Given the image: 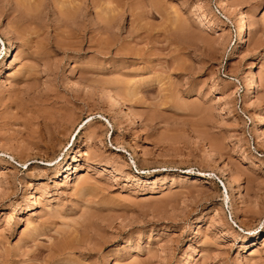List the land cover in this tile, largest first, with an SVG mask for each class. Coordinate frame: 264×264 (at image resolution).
Here are the masks:
<instances>
[{
  "label": "rangeland",
  "instance_id": "rangeland-1",
  "mask_svg": "<svg viewBox=\"0 0 264 264\" xmlns=\"http://www.w3.org/2000/svg\"><path fill=\"white\" fill-rule=\"evenodd\" d=\"M263 133L264 0H0V264H264Z\"/></svg>",
  "mask_w": 264,
  "mask_h": 264
},
{
  "label": "bare ground",
  "instance_id": "bare-ground-1",
  "mask_svg": "<svg viewBox=\"0 0 264 264\" xmlns=\"http://www.w3.org/2000/svg\"><path fill=\"white\" fill-rule=\"evenodd\" d=\"M40 2V1H39ZM29 4V3H28ZM37 4V3H36ZM78 6V5H77ZM25 7H26V5H25ZM29 8V7H28ZM35 8V7H34ZM32 10V9H31ZM16 12V11H15ZM80 12V11H79ZM98 12H99V10H98ZM28 13V12H27ZM242 13V12H241ZM240 13V11L239 12H237V15H236V21H237V27H236V36H237V39H239L238 41L239 42H241L242 40H243V36H244V32H245V19H244V17H243V15ZM23 17V15H21V18ZM20 18V17H19ZM106 20V19H105ZM102 29V28H101ZM106 29V28H105ZM10 41V40H9ZM237 42V41H236ZM10 43V42H9ZM236 44V43H235ZM240 45V44H239ZM239 48H240V46H239ZM252 68V67H251ZM248 76V75H247ZM258 78V77H257ZM248 80H249V82H248V84H247V87H245L246 88V94L247 93H252V92H254V90H255V88L257 87V79H256V74L254 73V71H252V69L251 70H249V78H248ZM104 84V83H103ZM121 85V84H120ZM113 86V85H112ZM125 86V85H124ZM119 87V86H118ZM111 88V87H110ZM121 88V87H120ZM123 89V88H122ZM105 90V89H104ZM118 90V89H117ZM109 91H107V93H108ZM116 92V91H115ZM112 93V92H111ZM125 93V92H124ZM114 94V93H113ZM115 94H117L118 95V93H115ZM245 94V93H244ZM250 96H251V94H250ZM255 96V95H254ZM109 97L111 98V99H113V101H115V102H117L116 101V99H114V98H112L113 96L112 95H109ZM121 98V97H120ZM123 98V97H122ZM121 98V99H122ZM120 102L121 103H124V102H122L121 100H120ZM126 103V102H125ZM122 106V105H121ZM128 106V105H127ZM126 107V106H125ZM127 108V107H126ZM257 108H259V107H257ZM123 109V108H122ZM127 109H129V108H127ZM133 108H131V110H132ZM59 110V109H58ZM55 111V110H54ZM130 111V110H129ZM56 112V111H55ZM123 112H125L127 115L129 114V112H127V111H123ZM134 112V111H133ZM63 114V113H62ZM130 115V114H129ZM128 115V116H129ZM133 115V114H132ZM254 115L256 116L255 117V119L253 120V125H252V129H253V131L255 132V133H259V124H260V121H262V120H260V109H257V110H255L254 111ZM129 117H131V116H129ZM134 117V116H133ZM136 117V116H135ZM124 119H125V117H123ZM43 129H42V127H41V130H43L42 132L43 133H40L41 131H39V136H40V140L42 141V142H46V141H49V140H51V139H54V137H56L58 134H62V132L63 131H65V130H67L68 129V127L70 126V125H72V122H70V119L68 120V121H64V117H63V115H61V113L59 112V113H55V116L54 115H49V116H45V118H44V116H43ZM74 120V119H73ZM70 123V125H68V123ZM262 123V122H261ZM90 127V126H89ZM67 128V129H66ZM64 133V132H63ZM95 130H92L91 132H90V137H92V136H94L95 135ZM261 133V132H260ZM262 134V133H261ZM264 134V133H263ZM260 136V135H259ZM258 136V137H259ZM264 136V135H263ZM257 137V136H256ZM257 137V138H258ZM260 138V137H259ZM58 143V142H57ZM56 146V145H55ZM54 146V147H55ZM57 147V146H56ZM137 148V147H136ZM75 149H77V148H75ZM212 150V149H211ZM139 152V151H138ZM213 152V151H212ZM50 162H52V161H50ZM75 165V164H74ZM75 167V166H74ZM66 173H68L69 171H68V168L66 167V171H65ZM201 174H203V172H200ZM229 174V173H228ZM68 176V175H67ZM232 177V176H231ZM230 179V181L232 180L231 178H229ZM228 179V180H229ZM79 180V179H78ZM229 182V181H228ZM232 182V181H231ZM85 183H87V182H84V184ZM233 183V182H232ZM231 183L229 182V185H230ZM230 186H233V185H230ZM83 188V187H82ZM225 188V187H224ZM233 189V188H232ZM27 225V224H26ZM29 226V225H28ZM30 228V227H29ZM258 235V233H251V237H248V238H256V236ZM252 236H254V237H252ZM247 239V238H246ZM250 239H248L247 241H245V242H248V241H250ZM251 239V240H252ZM256 240V239H255ZM64 245V244H63ZM61 247V246H60ZM58 249V248H57ZM64 249V248H63Z\"/></svg>",
  "mask_w": 264,
  "mask_h": 264
}]
</instances>
